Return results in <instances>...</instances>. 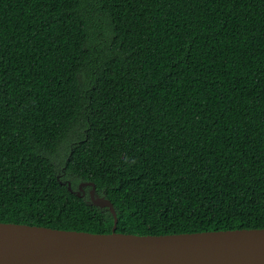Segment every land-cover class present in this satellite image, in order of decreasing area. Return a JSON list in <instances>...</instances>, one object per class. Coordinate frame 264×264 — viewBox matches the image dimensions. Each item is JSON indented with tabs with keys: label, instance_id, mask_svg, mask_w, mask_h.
I'll use <instances>...</instances> for the list:
<instances>
[{
	"label": "trees",
	"instance_id": "16d2710c",
	"mask_svg": "<svg viewBox=\"0 0 264 264\" xmlns=\"http://www.w3.org/2000/svg\"><path fill=\"white\" fill-rule=\"evenodd\" d=\"M264 229V0H0V222ZM89 189H87L88 191Z\"/></svg>",
	"mask_w": 264,
	"mask_h": 264
},
{
	"label": "water",
	"instance_id": "95a60500",
	"mask_svg": "<svg viewBox=\"0 0 264 264\" xmlns=\"http://www.w3.org/2000/svg\"><path fill=\"white\" fill-rule=\"evenodd\" d=\"M108 209L111 233L97 234L0 222V264H264V229H237L167 235L117 232L114 204L92 182L74 191Z\"/></svg>",
	"mask_w": 264,
	"mask_h": 264
},
{
	"label": "flooded vegetation",
	"instance_id": "af4514ba",
	"mask_svg": "<svg viewBox=\"0 0 264 264\" xmlns=\"http://www.w3.org/2000/svg\"><path fill=\"white\" fill-rule=\"evenodd\" d=\"M80 186V185H79ZM79 188V187H78ZM87 189H89V188H85V191H86V195L88 194L89 195V190L87 191Z\"/></svg>",
	"mask_w": 264,
	"mask_h": 264
}]
</instances>
